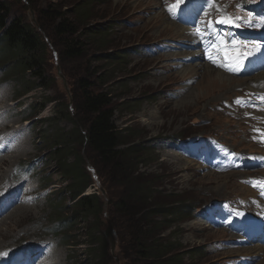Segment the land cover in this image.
I'll return each mask as SVG.
<instances>
[{"label":"rangeland","instance_id":"374dc122","mask_svg":"<svg viewBox=\"0 0 264 264\" xmlns=\"http://www.w3.org/2000/svg\"><path fill=\"white\" fill-rule=\"evenodd\" d=\"M82 1L0 0L10 8L13 16L31 24L44 42V78H38L34 73L20 77L32 83L30 89L23 90L17 79H8L0 69V162L2 157L9 159L0 167V212L2 208L10 207L9 211L5 209L0 213V251L4 250L1 255L8 256V260H0V264L13 261L16 251L26 254L41 249L44 251L39 253L36 264L45 260L46 251L50 249L57 255L48 256L45 264L141 262L135 244L136 221L142 214L141 209L122 211V180L109 168L101 167L83 141L89 119L81 108L85 90L110 92L116 127L134 129V135L129 139L151 150L153 155L141 161L137 171L143 180L153 179L154 190L161 193L158 198L171 199L176 207L182 204L194 209L191 214H185L183 221L175 219L163 227L165 242H173L175 251L185 256L181 264H224L228 260L264 264L263 247L234 248L232 242L236 238L229 229L212 230L195 217V212L214 201L252 196L250 186L259 179V174L264 177V171L252 167L257 161L254 154L258 151L247 135L248 129L252 131L255 126L264 131V123H252L264 118V89L251 90L247 85L240 86L242 82L232 91L219 93L217 89L209 88V79L203 75L204 68L215 72L219 69L201 60L196 46L182 49L183 45H189L188 37L175 31H163L167 23L182 28L168 18L170 13L164 10V0H91L87 16L74 24L77 31L74 40L82 43V53L68 57L67 36L59 35L57 22L48 17L46 11H58L72 21L73 11ZM170 1L181 7L182 0ZM186 1L184 3L191 6H202L204 14H210L204 22L212 33L225 31L229 42H238L252 68V59L256 58L255 52L250 50L257 45L264 46V2ZM228 16L245 20L251 17L253 26L217 23ZM95 29L109 30L105 32L104 43L98 44L94 37H89L90 31ZM236 31L239 35H234ZM218 37H221L220 33ZM160 47L164 48L161 50ZM193 53L198 58H193ZM241 63L239 60L235 81L255 76L246 68L241 69ZM186 64H198L201 70L185 67ZM193 70V75H187ZM98 73L103 75L101 79H98ZM249 83L256 88L251 79ZM49 120L54 122L58 133L80 134L77 144L69 147L68 160L75 163L79 157L83 158L84 169L91 180L86 193H97L100 197L102 213L89 218L98 228L90 232L91 238L86 236L91 225L82 221L67 230L57 231L54 227L57 221L52 220L50 200H57L66 181L59 174L56 161H48L50 149L40 137L45 128L41 122ZM13 132L15 135L10 137ZM203 148L221 150L234 157L238 164L228 171L212 169L197 153ZM220 159L224 156L220 155ZM29 161L34 165L32 172H18L19 164ZM44 180H51L49 187L44 188ZM25 189L31 192L22 194ZM71 204L68 198L66 211L69 216ZM26 210L22 219L20 215ZM109 227L114 231V251L111 240L104 235ZM213 231H221L222 237L212 235ZM219 244L223 245L222 250L217 249ZM100 246L104 247L105 254L101 260L93 261L95 257L88 255V250H97ZM241 249H252L254 254L237 253ZM190 252H193L192 257L188 258L186 254Z\"/></svg>","mask_w":264,"mask_h":264},{"label":"trees","instance_id":"16d2710c","mask_svg":"<svg viewBox=\"0 0 264 264\" xmlns=\"http://www.w3.org/2000/svg\"><path fill=\"white\" fill-rule=\"evenodd\" d=\"M91 4V0L80 2L73 11L72 21L58 11H46L47 16L57 22L59 35L67 36L66 55L68 57H76L82 53V43L74 40L77 34L74 24L80 23L87 16ZM108 31L95 29L90 31L89 37H94L98 44H102L106 41L105 32ZM43 51L44 42L36 29L21 18L13 16L10 8L0 2V69L5 76L8 79H17V84L23 90L30 89L32 83L20 77L34 73L38 78H44ZM97 77L101 79L103 75L98 73ZM86 85L89 86V83ZM111 95L107 91H84L81 108L89 119L86 123V134L83 135V141L99 165L109 168L122 180L124 187L122 201H120L122 211L141 209L142 214L136 221L138 232L135 243L136 252L141 260L137 264H181L185 256L175 251L173 242H165L162 238L165 230L163 227L175 219L183 221L185 214H191L194 209L191 210L190 206L182 204L176 207L171 199L167 201L164 197L158 198L161 193L154 190L153 179L140 178L137 171L140 162L151 157L153 153L144 146L137 145L135 140L129 139L134 135V129L121 130L116 127ZM40 106L44 107L45 104ZM41 124L45 128L40 137L50 149L48 161H56L60 169L59 174L64 176L66 181L64 190L60 192L57 200H50L51 217L53 221H57L54 227L57 231L67 230L75 226L78 221H82L91 225L86 234L91 238L90 232L98 228L95 223L90 222L89 218L97 217L102 213L100 197L97 193H86L91 186V180L84 169L83 158L79 157L75 163H69L68 160L69 147L77 144L80 134H75V132L67 134L63 131L58 133L52 120L41 122ZM62 145L65 147L63 148ZM43 183H45L44 188H47L51 180H44ZM68 198L72 202L71 216H69V211H66ZM73 219L74 222H72ZM88 251H90L88 255L95 257L93 261L101 260L100 257L105 254L103 246L97 250ZM191 253L193 252L186 256L191 258Z\"/></svg>","mask_w":264,"mask_h":264},{"label":"bare ground","instance_id":"6f19581e","mask_svg":"<svg viewBox=\"0 0 264 264\" xmlns=\"http://www.w3.org/2000/svg\"><path fill=\"white\" fill-rule=\"evenodd\" d=\"M186 0H182L179 4L180 5H182V4H184V2H185ZM189 3V2H188ZM203 9V8H202ZM204 10V9H203ZM167 15H168V13H167ZM166 18V17H165ZM257 19V18H256ZM256 22V21H255ZM175 24V23H174ZM171 25V23H167V25H166V27L163 29V31H175V33L176 34H178V35H180V36H184L185 38L186 37H188L189 38V43H191L192 45L191 46H197V43H196V39H195V36L193 35V33L194 32H192V30L189 28V27H185V28H179V27H172V26H170ZM176 25H177V23H176ZM250 35V34H249ZM187 38V39H188ZM251 42V41H250ZM252 43V42H251ZM255 43V42H254ZM247 46V45H246ZM260 48V47H259ZM181 55H183V53L182 54H180V57H181ZM214 54L212 53V55H209L208 56V59H207V61L209 60L210 61V58L211 57H214L213 56ZM195 56H197L195 53H193V55H192V57L193 58H198V57H195ZM249 56H251V55H249ZM174 57V56H173ZM199 57H201V54L199 55ZM174 58H177V59H180L178 56H175ZM201 59V58H200ZM202 63H203V61H202ZM197 65L198 64H186L185 65V67L187 66H192V67H194V68H196V69H198V67H197ZM199 67H201V65L199 66ZM202 67H204V66H202ZM189 68V67H188ZM187 69V68H186ZM205 69V71H204V73H203V75H205V79L207 78V79H209V83L207 82V86L209 85V88H215V89H217L218 91H219V93L222 91V92H224V91H227V90H231L232 91V89L233 88H235L236 87V85H238L237 83H241L242 82V84H240V86H242L243 84L244 85H247V88L248 89H251V90H255V89H264V74H261V72H264V71H261V72H259L258 74H256L255 76H252L251 78H245L246 80H238V81H235V80H237V79H235V76H231V75H227V74H225V73H223V72H221L220 70L219 71H213L212 69H207V68H204ZM245 69V68H244ZM190 70V69H189ZM199 70V72H200V70L201 69H198ZM237 70V69H236ZM251 70V69H250ZM195 70H193L192 72H190L189 74H187V75H193ZM244 72V71H243ZM246 72V71H245ZM237 73V72H236ZM245 74V73H244ZM260 74V75H259ZM251 79V83H252V81L255 83V85H256V88H254L250 83H249V80ZM207 81V80H206ZM243 81H245L244 83H243ZM243 85V86H244ZM212 91V90H211ZM256 92V91H255ZM258 96V95H257ZM0 103H1V101H0ZM257 103V102H256ZM263 106V105H262ZM0 109H2V108H0ZM5 110V109H4ZM6 112V111H5ZM4 115V114H3ZM2 115V116H3ZM6 116V115H5ZM5 125H7V124H5ZM4 125V126H5ZM10 129V131H11V128L10 127H8L7 126V129ZM21 131V130H20ZM16 132H17V130H16ZM15 132H13L11 135H10V137H12V135L14 134ZM18 134V133H17ZM15 135V134H14ZM21 135V134H20ZM11 140V139H10ZM9 140V142H11ZM250 142V141H249ZM1 154V153H0ZM3 159L1 160V162H0V167H2V165L5 163V161H9V159L8 158H4V157H2ZM187 164V163H186ZM7 190H9V188H7ZM11 201V200H10ZM12 202V201H11ZM8 202H6V203H2V205L3 206H5L6 204H7ZM2 207V206H1ZM8 206H6V208H2V211L0 212V213H2V212H5V209H8V211H9V209H10V207L9 208H7ZM28 211L26 210L25 211V213L24 214H22V215H20L21 216V218L23 219L24 217H25V215H26V213H27ZM5 215V214H4ZM3 215V216H4ZM18 216H19V214H18ZM212 235H219V237H222L221 236V231H213V233H212ZM264 248V247H263ZM6 250V249H5ZM255 250V249H254ZM2 251H4V250H2ZM2 251H0V260H3V261H6V260H8V256L7 255H1V252ZM42 251H44V249H41V250H39V252L37 251V250H35V252H30L29 253V255H32V259H31V262H30V264H36L37 263V260L39 259L38 258V255H39V253L40 252H42ZM241 252H244V254L246 253L247 255L248 254H254V252H253V250L252 249H241L240 251H238L237 253H241ZM257 252V251H256ZM261 252H263V251H261ZM46 253H47V257L48 256H52V258L54 257V256H56L57 254H55V252L54 251H51V249L50 250H48V251H46ZM238 254V255H239ZM259 254V253H258ZM46 257V258H47ZM45 258V260H43V261H38V263L39 264H45L46 263V261H47V259ZM57 258V257H56ZM53 261H55L54 259H52ZM51 263V262H50Z\"/></svg>","mask_w":264,"mask_h":264},{"label":"snow or ice","instance_id":"6c2138e0","mask_svg":"<svg viewBox=\"0 0 264 264\" xmlns=\"http://www.w3.org/2000/svg\"><path fill=\"white\" fill-rule=\"evenodd\" d=\"M262 2H264V0H262ZM206 3H207V0H206ZM239 7H241V6L238 5V8ZM170 11H171V9H170ZM180 11H183V8H181ZM262 19H264V18H262ZM217 23H227V24L234 25L236 27H239L240 24H242V23H247L248 26H250V27L253 26V20H252L251 17H249L248 20H245L243 17H235V18H232V17L228 16V17H225L223 19L218 20ZM197 35H201V31L199 29H197ZM232 43H236V42L235 41H232ZM259 47H260V45H257L256 48L250 50V52H253L254 53V52L258 51L259 50ZM213 63H215V61H213ZM230 70L231 71H235V69H230ZM262 99H264V98H262ZM257 131H259V130H257Z\"/></svg>","mask_w":264,"mask_h":264},{"label":"water","instance_id":"95a60500","mask_svg":"<svg viewBox=\"0 0 264 264\" xmlns=\"http://www.w3.org/2000/svg\"><path fill=\"white\" fill-rule=\"evenodd\" d=\"M104 235L111 240L112 242V250L114 251L115 249V237H114V231L111 227L107 228L105 231H104Z\"/></svg>","mask_w":264,"mask_h":264}]
</instances>
